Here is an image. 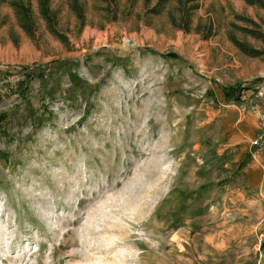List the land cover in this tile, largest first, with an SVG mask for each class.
I'll return each mask as SVG.
<instances>
[{
  "label": "rangeland",
  "instance_id": "rangeland-1",
  "mask_svg": "<svg viewBox=\"0 0 264 264\" xmlns=\"http://www.w3.org/2000/svg\"><path fill=\"white\" fill-rule=\"evenodd\" d=\"M13 1L0 0V264H264V151L221 130L264 99V57L229 39L264 50L234 27L264 31L259 10L199 0L186 32L180 0L159 15V0H51L64 43L40 0H20L33 37Z\"/></svg>",
  "mask_w": 264,
  "mask_h": 264
},
{
  "label": "trees",
  "instance_id": "trees-1",
  "mask_svg": "<svg viewBox=\"0 0 264 264\" xmlns=\"http://www.w3.org/2000/svg\"><path fill=\"white\" fill-rule=\"evenodd\" d=\"M169 1L170 0H159L155 8L151 10L152 13H155L157 15L161 14L164 7ZM197 1L199 0H180L179 1L180 3L179 11H184V14L181 20L182 22L180 23L176 22V20L172 18L171 22L175 27L182 29L186 32H190L191 24H192V15H193V12L198 8V5L195 4ZM245 1L248 5L257 6V7L264 9V0H245ZM50 3H51V0H40L39 5H40L41 16L46 21L50 32L54 36L58 37L61 41L66 43L67 42L66 37L57 30V13L51 9ZM10 6L13 8L15 12V15H16V18L18 20L20 27L24 30V32L28 36L33 37L34 32L36 30V21H35L31 8L20 0H15L11 2ZM74 10L76 11V13L78 12V9L76 7H74ZM77 15L81 20H83L82 12H78ZM237 19L244 21L245 23H248L251 26V28L249 27L243 28V27L234 25L236 29L245 33L246 35H249L253 39L264 43V31L262 29V26L259 23H257L251 18L241 16V15L238 16ZM212 32L213 30L210 31V34H212ZM229 39L235 45V47H237L246 56L251 57V58L264 57L263 49L254 48L250 46L248 43L240 41L234 34H230ZM24 69L27 71L29 70V67H26ZM32 75H34L36 78H39L40 80H44L46 71H41L38 74H32ZM32 75L30 73H27L25 79L17 82L15 85L16 90L13 93L18 94L20 97H25L30 90V86L32 82L31 79L33 78ZM0 83H1V79H0ZM241 90H242L241 87L232 88V89L224 88L226 102L229 104L235 103L239 99L238 94H239V91L241 92ZM4 99H5V95L2 94V92H0V103L3 102ZM5 117H6L5 114H0V131H1V123L5 121Z\"/></svg>",
  "mask_w": 264,
  "mask_h": 264
},
{
  "label": "crops",
  "instance_id": "crops-1",
  "mask_svg": "<svg viewBox=\"0 0 264 264\" xmlns=\"http://www.w3.org/2000/svg\"><path fill=\"white\" fill-rule=\"evenodd\" d=\"M247 9V13L252 15L254 11L259 10L260 16H264V10L258 7L248 6L245 0H239V6ZM256 18V16L254 17ZM257 19V18H256ZM258 98V96H255ZM252 102V101H251ZM250 101H241L239 106H234L236 110L228 111L224 114L222 119V135L227 141L228 147H240V152L246 154L251 149L252 140H254L258 134V127L260 119L264 118V99L259 104L251 103ZM248 108V111H247ZM254 138V139H253ZM258 166L256 165V168ZM254 170V166H252Z\"/></svg>",
  "mask_w": 264,
  "mask_h": 264
},
{
  "label": "built area",
  "instance_id": "built-area-1",
  "mask_svg": "<svg viewBox=\"0 0 264 264\" xmlns=\"http://www.w3.org/2000/svg\"><path fill=\"white\" fill-rule=\"evenodd\" d=\"M264 87L260 89L257 96L260 97L263 95ZM252 147L264 151V118L260 119L258 134L256 138L251 143Z\"/></svg>",
  "mask_w": 264,
  "mask_h": 264
},
{
  "label": "bare ground",
  "instance_id": "bare-ground-1",
  "mask_svg": "<svg viewBox=\"0 0 264 264\" xmlns=\"http://www.w3.org/2000/svg\"><path fill=\"white\" fill-rule=\"evenodd\" d=\"M132 211L135 210L134 208L131 209ZM105 244V247L108 248V247H111L114 245L113 241H107ZM104 246V245H103ZM97 263L96 264H114V263H111V262H107V261H103V260H96Z\"/></svg>",
  "mask_w": 264,
  "mask_h": 264
}]
</instances>
